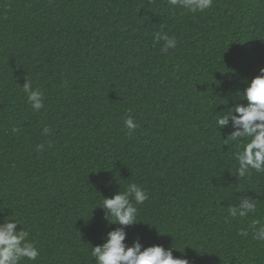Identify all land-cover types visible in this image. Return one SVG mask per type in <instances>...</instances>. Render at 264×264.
<instances>
[{
  "label": "trees",
  "instance_id": "1",
  "mask_svg": "<svg viewBox=\"0 0 264 264\" xmlns=\"http://www.w3.org/2000/svg\"><path fill=\"white\" fill-rule=\"evenodd\" d=\"M158 32L177 48L162 53ZM261 68L264 0L195 14L168 0H0V223L21 222L41 253L22 264H95L91 247L117 227L98 206L130 183L149 199L129 245H174L190 264H264V245L238 235L264 218V174L237 180L236 149L215 127ZM27 80L45 94L38 113ZM246 196L258 214L232 220L228 206Z\"/></svg>",
  "mask_w": 264,
  "mask_h": 264
},
{
  "label": "clouds",
  "instance_id": "2",
  "mask_svg": "<svg viewBox=\"0 0 264 264\" xmlns=\"http://www.w3.org/2000/svg\"><path fill=\"white\" fill-rule=\"evenodd\" d=\"M173 8L183 9L185 13H203L213 7L214 0H168ZM156 42L163 41L162 53L176 49L178 40L175 36L158 32ZM31 110L38 113L45 107V94L39 88H33L29 80L22 87ZM239 99L246 103H237L234 107L215 114V127L223 138V146L235 148L234 159L237 162L233 174L237 180L251 178L253 173L264 174V68L253 78L246 89L238 93ZM131 134L137 128L134 119L129 116L123 121ZM231 125L232 131L226 134L221 129ZM13 133H19L20 128L13 126ZM51 129L44 126L41 135H49ZM40 151L43 144L36 146ZM149 199L148 193L137 183H130L123 192L119 191L113 197L103 198L98 206L105 211V217L116 228L107 232L105 242L91 247L90 257L95 264H190L188 259L176 258L173 255L177 247L165 249L162 245L145 247L139 237L131 245L127 241V229L137 224L138 208ZM260 201L246 196L237 203L229 205L228 216L232 220L256 216ZM97 208V207H96ZM18 225L20 229L17 230ZM243 238L264 245V218L253 219L245 228L238 232ZM30 230H26L21 222L10 216L0 223V264H22V261H36L41 253L36 243L29 239ZM181 252V251H180Z\"/></svg>",
  "mask_w": 264,
  "mask_h": 264
}]
</instances>
